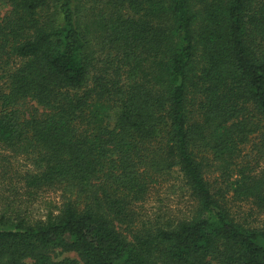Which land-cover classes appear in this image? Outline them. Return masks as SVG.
I'll use <instances>...</instances> for the list:
<instances>
[{"label":"trees","instance_id":"16d2710c","mask_svg":"<svg viewBox=\"0 0 264 264\" xmlns=\"http://www.w3.org/2000/svg\"><path fill=\"white\" fill-rule=\"evenodd\" d=\"M5 153L59 202L30 218L14 190L0 264H264L227 199L264 214V0H0ZM174 174L186 213L140 216Z\"/></svg>","mask_w":264,"mask_h":264},{"label":"rangeland","instance_id":"374dc122","mask_svg":"<svg viewBox=\"0 0 264 264\" xmlns=\"http://www.w3.org/2000/svg\"><path fill=\"white\" fill-rule=\"evenodd\" d=\"M5 155L6 160L0 162V210L4 202L12 198L14 190L16 191V210L30 218L41 217L48 210L55 209L59 202L58 192L54 189H44L29 195L28 189L18 178V174L29 168L28 163L22 157L13 158L8 153ZM259 168H264V161L259 162ZM2 170L5 172L2 173ZM205 175L213 185L225 186L219 168L212 166ZM175 176L176 174L172 176L173 180L167 179L151 188L146 199L137 206L140 216L153 220L156 215L161 216L163 213L171 216L186 213L188 198L180 192L178 187L180 182L175 179L177 178ZM227 199L230 201L229 206L233 216L238 220L255 226L264 222V214L257 211L251 204L236 201L231 192H228Z\"/></svg>","mask_w":264,"mask_h":264}]
</instances>
